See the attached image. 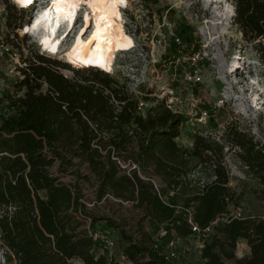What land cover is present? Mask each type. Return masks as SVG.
I'll use <instances>...</instances> for the list:
<instances>
[{"label":"trees","instance_id":"1","mask_svg":"<svg viewBox=\"0 0 264 264\" xmlns=\"http://www.w3.org/2000/svg\"><path fill=\"white\" fill-rule=\"evenodd\" d=\"M231 3L233 24L264 65V0ZM6 23L14 33L23 24L11 23L9 16ZM139 30L136 25L135 32ZM188 36H193V30L183 24L177 39ZM4 38L9 41L8 35ZM176 45L172 42L170 48ZM195 46L192 43V49ZM77 56L65 58L70 65L89 69H74L72 78L63 75L60 67L66 64L56 59L42 53H36L33 60L26 56V65L19 69L22 78L14 79L12 93L8 90L0 97V247H4L0 264H71L72 258L84 264H168L160 252L165 243L155 246L157 240L142 223L128 231L127 225L110 216L93 215L86 210L77 183L62 182L53 167L57 164L65 172L72 165L85 164L96 178L97 199L110 194L134 201L152 231L162 226L167 229L165 235L174 230L176 235L186 236L192 233L190 224L176 212L175 205L191 207L193 220L203 227L229 214L230 203L236 204L223 163L225 145L199 133L192 136L191 147L178 145L176 138L185 121L180 113L149 95L141 99L156 102L145 114L138 112V98L125 84L120 89L105 70L92 67L99 66L92 62L98 58ZM2 102L7 111H2ZM222 138L243 151L240 157L264 186V145L259 146L248 133L227 128ZM133 139L134 161L146 174L163 180L161 192L179 187L167 195L170 205L154 192L151 181L136 173L127 175L112 158L127 159L124 153L133 148ZM94 140L112 147L102 153L91 146ZM206 164L212 166L213 177L201 182L193 171ZM86 215L91 217V227L102 219L119 230L124 260L108 256L81 227ZM219 218L212 226L216 232L203 235L200 255L204 263L224 264V258H234L236 264H264L262 215ZM240 238L246 240L249 253L236 256Z\"/></svg>","mask_w":264,"mask_h":264},{"label":"rangeland","instance_id":"2","mask_svg":"<svg viewBox=\"0 0 264 264\" xmlns=\"http://www.w3.org/2000/svg\"><path fill=\"white\" fill-rule=\"evenodd\" d=\"M46 4L47 0L36 3L40 9ZM114 4L117 10L112 15L113 19L133 40V47L129 50L109 51V45L95 32L92 14H88L91 17L90 25H86V10L82 8L78 11L71 33L61 45L58 54L62 57L42 51L35 37L24 32L26 27L20 31L19 39L23 56L33 60L36 53H42L56 59L66 64L60 67L63 75L72 78L74 69L89 68L70 65L65 57L72 59V55H90L98 58L92 61L99 65L95 67L116 79L120 89L125 84L133 95L134 89H137L138 98L149 95L157 101L164 100L167 106L185 118L176 138L178 144L190 147L192 136L199 133L225 145L223 163L236 201V204H229V211L239 209L243 214L263 215V184L240 157L243 151L222 138L227 128L248 133L259 146L264 145V65L233 24L231 0H116ZM30 8H19L13 0H0V21L2 17L7 19L9 16L11 23L14 20L26 22L33 13ZM32 18L28 20L29 23ZM106 18L107 14L104 13L96 20L103 26ZM183 24L192 28L193 36L178 40L177 32ZM136 25H139L138 32H135ZM172 42L177 44L173 49L170 48ZM192 43L196 44L194 49ZM9 57L0 53V97L5 91L13 92L15 77L7 67L11 63ZM155 102L149 100L148 106L140 112L145 114L149 105ZM1 107L2 111H7L4 102ZM205 112L204 123L198 122L197 118ZM132 146L129 153L124 155L134 161V139ZM53 171L62 182L77 183L83 192L85 208L93 215L110 216L121 225H127L128 231L134 230L136 223H142L144 229L148 228L154 238L164 245L172 237L171 234L160 237L159 228L152 231L147 219H142L141 209L134 201L128 200L126 203L127 200L119 199L121 202L118 198L97 199L96 178L86 170L85 164L72 165L65 172L59 171L56 164ZM211 174L212 166L207 164L193 171L194 177L199 176L201 182L212 179ZM85 225L86 221H82L81 227L85 228ZM95 225L101 226L114 238L112 254L124 260L120 251L119 230L108 226L102 219L96 220ZM214 232L216 228L213 227L205 236ZM202 238V234L194 233L186 238H176L173 245L176 256L168 264H205L200 255ZM244 241L243 238L237 241L236 256L244 253ZM3 248L0 247L1 261ZM71 264L79 263L71 261ZM224 264H236L235 259L224 258Z\"/></svg>","mask_w":264,"mask_h":264},{"label":"bare ground","instance_id":"3","mask_svg":"<svg viewBox=\"0 0 264 264\" xmlns=\"http://www.w3.org/2000/svg\"><path fill=\"white\" fill-rule=\"evenodd\" d=\"M35 1L30 0L29 3L21 6L16 0H13L22 8L34 4ZM82 8L86 10L84 14L86 25H90L91 17H88V14H92L95 32H98L102 41L109 45V51H126L133 47L132 38L125 34L120 25L113 19L112 15L117 10L113 0H68L64 3L59 2V0H47V4L36 12L32 21L26 26L28 30L24 32L34 36L36 41L41 44V50L45 53L47 51L59 53L61 45L75 25L78 11ZM104 13L107 14V18L103 26H100L96 18ZM81 38L82 36L80 40Z\"/></svg>","mask_w":264,"mask_h":264},{"label":"built area","instance_id":"4","mask_svg":"<svg viewBox=\"0 0 264 264\" xmlns=\"http://www.w3.org/2000/svg\"><path fill=\"white\" fill-rule=\"evenodd\" d=\"M39 2V0H36L34 4L24 8V9H29L30 7H32L33 13L31 14V17H34L36 12H38V10L40 8H38V5H36V3ZM15 5H17L15 3ZM19 7V5H17ZM21 8V7H19ZM31 9V8H30ZM28 18L29 19H31ZM33 19V18H32ZM28 20L26 22H23L21 27H17L15 29V32L7 25L6 23V19L5 17L1 18L0 21V53L3 54H7L8 55V61H11V63H8L7 67H9V70L11 71L12 75H14L15 78H22L21 72H20V68L24 67L26 65V60H25V56H23V53L21 51V45L19 43V39L20 37V31H23L24 28L26 27V25L29 23ZM25 34V33H24ZM8 35L9 41L5 42L4 41V37ZM137 89H134V96H136L138 98L137 95ZM114 101L115 105H117V101L116 100H112ZM148 106V101H144L141 100V98H138V102H137V106H136V110L138 112H140L142 110V108L147 107ZM150 106V105H149ZM169 107V106H168ZM206 115L207 113H203L202 115L200 114V116L197 118L198 122L200 123H204V121L206 120ZM95 126V125H93ZM132 133V132H130ZM100 135V133H99ZM92 147L98 148L102 153L105 152L106 149H109L112 147L111 144L107 143L105 145H101L98 141L94 140L91 144ZM116 163L118 164L119 168L126 173L127 175L131 176L132 174L136 173L138 176H141L140 173V167L138 165L137 162L133 161L132 159H127L124 160L120 157H112ZM146 180H149L152 182L153 184V188H154V192L158 195V197L165 202L167 205H170L168 203V196L164 193L161 192L159 186L157 184H155V182L153 181L152 178H146ZM179 187H175L174 189H172L170 191V194L175 193L176 191H178ZM112 197V196H111ZM113 199L117 200V198L112 197ZM119 200V199H118ZM121 202H123L122 200H119ZM84 204L85 201L83 200ZM128 201H126L127 203ZM175 210L176 212H180L183 214V216L186 218L187 222L190 224L191 230L193 233L198 234V235H205L206 233H208L213 224H215L218 220L219 217H216L215 219L211 220L209 224H207L206 226L200 227L192 218V211H191V207H182L181 205H175ZM82 213L79 211L78 215L80 216ZM234 215V216H242L243 213L241 212V210L236 209L233 211H229V214H227L225 217H227L228 215ZM222 217V218H225ZM262 217L264 218V214L262 215ZM84 221H86V225H85V229L87 230V233L89 235H91L95 240L98 241L99 246H101V248H105L106 249V253L108 256L112 255V248L115 244V240L112 236L109 235V233L104 230L101 226L95 225L93 227L90 226V220L91 217L86 215L83 217ZM167 223V222H165ZM167 233V229L162 227L159 230V235L160 237L164 236ZM170 234L172 235V237L166 242V245L164 246V248L160 251L161 254L164 256L165 260L167 262L170 261V259L174 256H176L175 250L173 249V245L175 242V239L177 237V235L175 234L174 230L170 231ZM158 241H155L154 245L157 246ZM144 258H147V256L145 255Z\"/></svg>","mask_w":264,"mask_h":264},{"label":"crops","instance_id":"5","mask_svg":"<svg viewBox=\"0 0 264 264\" xmlns=\"http://www.w3.org/2000/svg\"><path fill=\"white\" fill-rule=\"evenodd\" d=\"M177 142V141H176ZM178 145H180V144H178ZM191 145H192V143L190 144V147H191ZM181 146V145H180ZM140 167V166H139ZM140 173H141V178H143V179H145L146 180V178H152L153 179V181L155 182V184H157L158 186H159V188H160V190H162V189H164V187H165V183L163 182V180L160 178V177H158V176H155V175H151L150 173H148V174H146L143 170H141L140 169ZM95 188H97V184H95ZM96 190V189H95ZM170 191H171V189H169L168 190V192H166L165 194L166 195H171L170 194ZM112 195H110V194H106V195H104L102 198H101V200H103V199H106V198H112L111 197ZM113 199V198H112ZM118 199H120V198H118ZM147 222H148V220H147ZM150 225H149V222H148V227H149ZM160 228H162V226L160 227ZM160 228H159V230H160ZM148 229V228H147ZM159 232V231H158ZM191 234H193V232L192 233H190V234H188V235H186V236H179V235H177V237L176 238H186V237H188L189 235H191ZM195 234V233H194ZM171 238V237H170ZM242 239V238H241ZM244 239V238H243ZM245 240V239H244ZM241 241V240H240ZM241 243H242V241H241ZM244 243L246 244V246H244L245 248H244V253L243 254H246V253H249V246H248V244H247V242H246V240L244 241ZM199 245H201V244H199ZM242 254V255H243ZM121 256L122 257H124L122 254H121ZM71 261H77L79 264H84L83 263V261H81L79 258H72L71 259Z\"/></svg>","mask_w":264,"mask_h":264},{"label":"snow or ice","instance_id":"6","mask_svg":"<svg viewBox=\"0 0 264 264\" xmlns=\"http://www.w3.org/2000/svg\"><path fill=\"white\" fill-rule=\"evenodd\" d=\"M16 2L18 4H20L21 6H24L25 4L29 3L30 0H16ZM59 2L64 3V2H68V0H59ZM113 2H116V0H113ZM119 2H124V0H119ZM87 19V16H86ZM28 29H25V31H27Z\"/></svg>","mask_w":264,"mask_h":264},{"label":"water","instance_id":"7","mask_svg":"<svg viewBox=\"0 0 264 264\" xmlns=\"http://www.w3.org/2000/svg\"><path fill=\"white\" fill-rule=\"evenodd\" d=\"M233 6V5H232ZM233 14H234V9H233Z\"/></svg>","mask_w":264,"mask_h":264}]
</instances>
